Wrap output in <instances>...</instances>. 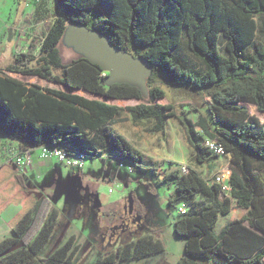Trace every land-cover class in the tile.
Here are the masks:
<instances>
[{
    "label": "trees",
    "instance_id": "obj_1",
    "mask_svg": "<svg viewBox=\"0 0 264 264\" xmlns=\"http://www.w3.org/2000/svg\"><path fill=\"white\" fill-rule=\"evenodd\" d=\"M54 1L61 16L40 40L31 41L28 51L14 53L0 69V133L29 146L68 147L86 159L115 155L134 171L150 173L157 184H172L168 208L185 207L173 222L174 234L184 240L178 264H264V122L248 108L264 113V44L242 56L258 32L264 38V0ZM74 25L102 33L117 48L148 61L152 72L146 80L147 94L129 84L109 82L108 73L83 55L63 63L59 47L66 28ZM182 49L200 68L181 62ZM9 74L37 77L70 92L25 83ZM160 83L201 95L208 102L207 115L193 122L184 110L177 113L174 105L155 103L165 98ZM127 100L139 103H111ZM123 112L133 124L152 120L156 133L164 132L167 118H175L197 165L217 157L206 139L221 145L230 156L229 195L223 196L219 184L206 181L193 168L182 173L169 162L160 174L158 163L113 129ZM5 169L11 180L9 199L25 204L11 226L12 236L0 241V264H72L79 251L74 235L44 261L38 258L60 212L49 197L36 204L26 196L24 176L11 161ZM233 208L243 211L241 219L217 231L219 216ZM162 252L159 239L144 235L102 254L95 264H122Z\"/></svg>",
    "mask_w": 264,
    "mask_h": 264
},
{
    "label": "rangeland",
    "instance_id": "obj_2",
    "mask_svg": "<svg viewBox=\"0 0 264 264\" xmlns=\"http://www.w3.org/2000/svg\"><path fill=\"white\" fill-rule=\"evenodd\" d=\"M15 4L16 0H8V3L5 5V10L2 12L3 16L10 19L13 15ZM27 4H29L28 1L26 2V6ZM60 16L61 13L54 0H51L49 8L47 7L45 12L41 13V17L37 15V17L32 16L31 19H27L25 27L29 28V33L26 36L28 43L32 39L40 40L46 25L52 24ZM11 36V31L0 36V69L9 62V58L14 54L11 50L9 51L10 43H6V40L11 39ZM258 43L264 44V38L260 32L257 33L254 44L242 50L243 58H246L253 46ZM59 50L62 61L65 64L79 56L71 47L63 43L60 45ZM220 50H223V40H220ZM38 52L39 45L36 46L34 54L36 55ZM180 55V60L185 66L200 68L199 62L190 57L184 49L180 51ZM9 75L25 83H35L44 87L59 88V86H54L37 77L15 74ZM159 86L164 90L165 98L157 100L155 103L174 105L177 113L184 110L187 118L193 122H197L199 116L207 115L206 105L208 102L198 93L185 88L166 86L161 83ZM80 94L92 98L89 95ZM111 103L119 106H127L139 102L127 100L111 101ZM248 108L252 115L257 116L261 122H264V113L256 112L253 106H248ZM128 115L127 112H123L119 119L114 121L115 126L120 129L126 136L125 139L133 147L145 153L144 155L147 159L155 158L154 161L159 164L158 172L160 174L163 169L169 167V162H172V159L180 158L183 159V164L177 167L193 168L208 182L214 181V178L217 176L230 174L229 155L209 157L207 158V162L201 165L195 163L194 155L187 143L185 132L175 118H167L165 130L161 134L151 130L152 120L133 125ZM113 129L118 132L114 127ZM197 131L202 134L199 128H197ZM35 153L38 155L39 152L36 151ZM90 161H93L95 167L98 166L101 170L102 160H91L89 158L85 159L84 170H88L91 167L94 170L95 167L92 166ZM104 161L109 166L111 165L110 167L113 170L120 172L121 179H130L132 181L131 188L125 191L115 184L102 183L99 187L98 194L101 196L110 194L112 191L114 194L124 196L120 212L112 217L104 213L101 214V204H99L98 194L91 191L89 186L83 187L81 185L77 190L75 187L76 183H72L71 187L75 188L70 196H67L65 193L52 195V200L61 211V223L52 240L39 252L38 258L44 261L57 248V240L59 237L71 228L73 234L77 237L76 244H79V251L72 264H95L97 258L102 254L110 250H116L123 246L127 240H136L139 234L138 232L144 235H151L153 233L151 224H154V222L163 228L164 240L162 239L161 242L164 245V251L166 253L164 261L172 262L176 257H181L183 255L184 240L175 238L172 234V222L173 218L178 215V208L170 210L167 204V199L174 190L173 185L157 184L153 179L146 177L145 172L135 170L133 173H128L124 168L118 169L114 160L108 161L105 159ZM51 182H53L52 178L51 180L49 178H43L41 180L34 179L33 185L29 181H26V184L28 188L32 189L33 187L41 188L42 186H50L52 184ZM34 195L38 196L37 193H34ZM140 208L150 217L147 224L138 223L134 214L135 209ZM242 216V211L233 208L229 214L219 216L216 230L219 231L228 222L239 220ZM143 263L145 262L141 264ZM122 264H130V262ZM136 264H139V262H136Z\"/></svg>",
    "mask_w": 264,
    "mask_h": 264
},
{
    "label": "crops",
    "instance_id": "obj_3",
    "mask_svg": "<svg viewBox=\"0 0 264 264\" xmlns=\"http://www.w3.org/2000/svg\"><path fill=\"white\" fill-rule=\"evenodd\" d=\"M29 2L26 6V2ZM51 0H40V1H33V0H16V4L14 7L13 15L9 19L3 16L2 12L5 10V5L8 3V0H0V36L7 34L11 31V39H7L6 43H10L9 51L13 53H17L18 50L24 49L23 51L26 52L29 50V46L31 40L29 43L26 40V36L29 33V28L25 27L26 20L31 19L32 16L41 17V13L45 12V9L49 8V3ZM55 2V1H54ZM48 25H46L47 27ZM46 27L42 34L45 32ZM2 42V40H1ZM1 46V45H0ZM11 57L9 58L10 61ZM54 86H58L53 84ZM44 87V86H43ZM49 88H55L62 91L70 92L65 87L59 86V88L56 87H49ZM63 88V89H62ZM129 116V115H128ZM119 118L115 119L118 120ZM130 119V116H129ZM114 120V121H115ZM167 120V119H166ZM166 120H165V127H166ZM131 122V120H130ZM144 122V121H143ZM132 123V122H131ZM141 123V122H140ZM133 124V123H132ZM133 124V125H138ZM113 127L124 137H126L120 129H118L115 126V123L113 124ZM164 127V130H165ZM160 133V132H159ZM162 134V133H161ZM29 145L23 141L18 140H12L0 133V166L3 167L0 170V241L4 238L12 236L11 233V226L17 219L20 211L22 210V203L25 204V201H12L9 199L7 190L9 182H11L10 177L7 175V170L5 169V166L7 165L8 161L11 159L12 155L22 148H28ZM191 148V147H190ZM192 154L193 150L191 148ZM143 155L145 154L143 151L141 152ZM145 156V155H144ZM146 157V156H145ZM102 160V168L101 170L99 167H95V164L93 161H90L94 168L91 167L88 170L82 169L81 171H75L66 167L60 166L55 160H43L41 159L35 152L31 154V161L28 167L26 168L24 176V181L26 184V181H29L31 185H33V180H41L43 178H51L53 179V182L50 186H45L41 188L33 187L32 189L28 188L27 184V190H26V196L28 198H31L36 204L40 202L42 197L46 196L49 197L52 200V195H58V194H67V196H70L73 192V189L76 187L78 190L80 186L83 187L89 186L91 191L95 192V194H98L99 187L102 183L113 185L120 187L125 191L126 189L131 188L132 181L130 179L123 180L120 178V172L113 170L112 167H110L104 160L105 158L103 156L92 158L91 160ZM153 159V160H152ZM150 159L151 161H154L155 158ZM172 163L176 165L183 164V159H172ZM155 162V161H154ZM99 169V170H98ZM69 170V171H66ZM18 172V171H17ZM146 177L151 178L155 181L154 177L146 172ZM13 181V180H12ZM76 183V186L74 188L71 187L72 183ZM156 183V181H155ZM34 193H37L38 196H35ZM99 198V204L101 209V214H106L107 216H114L117 215L120 210L122 209L124 196H120L118 194H114V192H110V194L101 196L98 194ZM168 201V199H167ZM54 206L59 210L60 209L55 205L54 201L52 200ZM241 211V210H240ZM243 212V211H242ZM138 223L147 224L150 220V217L140 208L135 209L134 212ZM151 216V215H150ZM176 219V217L173 218V222ZM156 221V220H155ZM234 221V220H233ZM172 222V225H173ZM61 223L60 216L59 221L52 233V236L49 241L52 240L53 236L55 235V232L59 228ZM153 233L151 236H153L156 239H159L160 241L163 239V228L160 225H157L155 222L154 224H151ZM138 236H144V234H141L138 232ZM173 236L175 238L176 235L173 231ZM74 235L76 240L77 237L75 234H73L71 228H69L63 235L59 237L57 240V245H61L66 238L69 236ZM150 235V234H147ZM128 241V240H127ZM79 245V244H78ZM57 246V247H58ZM165 251L146 257L142 260L138 261H129L130 264H136V262H139L141 264L142 262H145L143 264H178L179 261L183 258V255L181 257H176L172 262H165ZM100 257V256H99ZM98 257V258H99ZM97 258V259H98Z\"/></svg>",
    "mask_w": 264,
    "mask_h": 264
},
{
    "label": "water",
    "instance_id": "obj_4",
    "mask_svg": "<svg viewBox=\"0 0 264 264\" xmlns=\"http://www.w3.org/2000/svg\"><path fill=\"white\" fill-rule=\"evenodd\" d=\"M62 41L107 72L109 82L129 84L147 94L146 80L152 72V65L145 59L132 56L114 46L102 33L83 26H68Z\"/></svg>",
    "mask_w": 264,
    "mask_h": 264
},
{
    "label": "built area",
    "instance_id": "obj_5",
    "mask_svg": "<svg viewBox=\"0 0 264 264\" xmlns=\"http://www.w3.org/2000/svg\"><path fill=\"white\" fill-rule=\"evenodd\" d=\"M40 1V0H33ZM24 49H19L17 53H23ZM206 146L211 150V152L217 157L228 155L225 153L224 148L221 145L216 144L213 141L206 140ZM38 151V156L43 160H55L60 166L66 167L75 171H81L84 167L86 156L83 153L72 150L64 146H49V145H39V146H29L28 148H22L16 151L11 159L13 165L16 167L19 174L24 175L26 168L30 164L31 154ZM102 156L108 161H115L117 168H124L128 173H133L134 168L120 160L115 155H108V153L102 154ZM182 173L187 171L186 167H180ZM229 175H221L214 178L215 183L220 185V190L223 196L227 197L230 192V185L228 183ZM178 212L185 213V207L180 206Z\"/></svg>",
    "mask_w": 264,
    "mask_h": 264
}]
</instances>
